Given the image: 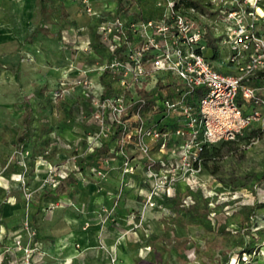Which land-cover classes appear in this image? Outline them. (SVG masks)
I'll return each mask as SVG.
<instances>
[{"label":"rangeland","instance_id":"rangeland-1","mask_svg":"<svg viewBox=\"0 0 264 264\" xmlns=\"http://www.w3.org/2000/svg\"><path fill=\"white\" fill-rule=\"evenodd\" d=\"M90 3L104 10L103 18L79 0H0V211L10 210L6 264H264V186L258 184L264 104L262 123L200 155L191 169L181 160L183 138L173 136L161 151L136 133L133 115L126 123L130 137H113L114 106H104L98 75L109 52L97 31L111 20L114 6L111 0ZM137 4L139 17L158 13L153 0ZM180 11L216 38L218 53L207 52L212 63L236 72L247 55L228 62L225 28L215 14ZM79 80L92 86L85 89ZM250 84L264 98V72ZM142 116L145 129L185 128L178 114ZM106 142L109 155L88 165L93 147ZM255 204L263 207L252 217ZM243 244L250 253L239 255Z\"/></svg>","mask_w":264,"mask_h":264},{"label":"built area","instance_id":"built-area-1","mask_svg":"<svg viewBox=\"0 0 264 264\" xmlns=\"http://www.w3.org/2000/svg\"><path fill=\"white\" fill-rule=\"evenodd\" d=\"M112 1L111 20L103 21L97 33L101 46L109 52L98 75L105 76L112 88L103 103L111 101L114 106V133L120 125L121 138L130 137L126 123L133 115L139 123L136 133L149 136L161 151L173 136L181 137V160L191 169L206 146L233 141L262 123L264 98L250 79L264 72V0H202L225 28L221 35L230 50L228 62L247 55L234 73L220 71L207 57L212 50L207 28L182 13L178 0H153L158 13L148 18L139 17L138 0ZM79 2L88 13L103 18L104 10H93L90 0ZM77 83L85 89L92 86L88 80ZM140 88L157 96L155 103L130 112L140 99ZM125 98H129L127 106ZM146 112L178 114L184 118L185 128L170 130L158 124L145 129L142 115ZM141 148L148 149L144 144ZM25 251L29 257L31 249Z\"/></svg>","mask_w":264,"mask_h":264},{"label":"trees","instance_id":"trees-1","mask_svg":"<svg viewBox=\"0 0 264 264\" xmlns=\"http://www.w3.org/2000/svg\"><path fill=\"white\" fill-rule=\"evenodd\" d=\"M41 7L44 8V3L41 4ZM178 8H182L183 10H188V9H194L195 11L199 12L200 14H207V15H214V12L212 10H210L211 8L202 2V0H178V4H177ZM207 38V43L209 45V47L212 48L213 52L215 54L218 53V45H217V41L216 38L213 37L209 32L206 36ZM101 83L104 86V92H103V99L108 98L111 93H112V88L110 86V84L108 82H106L105 80V76H101L100 78ZM137 93L140 96V99L133 103V105L130 107V112H134V111H138L139 109H147L150 106H152L155 103V100L157 98V96H155L153 93L145 90L144 88H140L137 89ZM25 117H24V124H25V131L30 129V123H29V114H30V105L29 104H25ZM127 118V116L122 117L123 120H125ZM115 135V136H114ZM123 135V131H122V127L120 125H118L116 127V132L113 134V137H118L120 138ZM25 139L24 136H21L19 138L20 142H23ZM228 141H221L219 143L216 144H212V146L208 149V148H204L203 151L201 152V156L202 157H206L208 155H211L213 152H215V150L219 149L221 147L222 144L226 143ZM108 143H102L99 146H95L92 149V152L89 154V158L87 159V163L88 165H92L93 163H95V160L97 157H105L107 155H109V150H108ZM67 180L71 181V177L67 176ZM63 182V181H62ZM62 182H60L59 185L62 184ZM258 184L261 186H264V173L262 174V176L260 177ZM58 185V187H59ZM263 207L262 204H255L254 207L250 208V216L253 217L254 212L256 211V209ZM192 209H196V206L193 204L192 205ZM243 252H249L250 250L247 248V246L245 244H243L241 246V250H239V255Z\"/></svg>","mask_w":264,"mask_h":264},{"label":"crops","instance_id":"crops-1","mask_svg":"<svg viewBox=\"0 0 264 264\" xmlns=\"http://www.w3.org/2000/svg\"><path fill=\"white\" fill-rule=\"evenodd\" d=\"M110 5L112 7L114 6V2L112 0ZM218 63H220L219 64L220 66L219 67L217 66V68L222 72H227L226 66H223L225 63L224 62H218ZM9 214H10L9 209H7L5 212L0 211V264H6V253L9 250L8 246H10L9 242H6V238H8V232H9V228H8L9 224L7 221V218H9L8 216Z\"/></svg>","mask_w":264,"mask_h":264},{"label":"bare ground","instance_id":"bare-ground-1","mask_svg":"<svg viewBox=\"0 0 264 264\" xmlns=\"http://www.w3.org/2000/svg\"><path fill=\"white\" fill-rule=\"evenodd\" d=\"M261 9H258V11L260 12ZM262 12V11H261Z\"/></svg>","mask_w":264,"mask_h":264}]
</instances>
